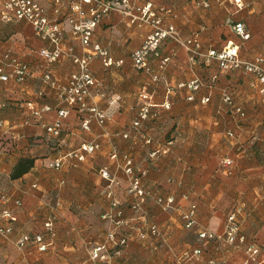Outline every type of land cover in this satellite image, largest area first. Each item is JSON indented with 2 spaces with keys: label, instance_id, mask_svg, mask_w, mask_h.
Masks as SVG:
<instances>
[{
  "label": "crops",
  "instance_id": "obj_1",
  "mask_svg": "<svg viewBox=\"0 0 264 264\" xmlns=\"http://www.w3.org/2000/svg\"><path fill=\"white\" fill-rule=\"evenodd\" d=\"M42 1L50 11L51 0ZM129 2L140 8L149 3L164 27L172 25L181 39L195 34L203 51L231 41L239 45L242 58L264 55V0H239L240 6L234 0H211L208 7L196 0ZM130 19L113 11L93 33V40L108 51V57L122 60L107 66L105 57L96 55L89 63L96 80L93 100L108 112L104 124L92 120L85 130L82 115L72 109L61 120L59 136L50 138L28 114L25 103L31 101L37 108L49 105L51 109L42 113V120L53 122L60 105L42 75L49 71L62 80L77 66L66 56L47 64L38 49L48 43L35 37L28 22L0 18V54L9 50L30 66L24 82L0 81V118L5 122L0 129V209L6 207L16 215L12 232L0 234V264H105L87 254V246L99 243L109 229L100 216L108 209L109 200L102 193L106 182L99 169L108 166L116 175L114 197L124 205L128 180L120 168L123 153L131 156L135 170L146 171L145 183L163 196L172 195L175 205L186 208L189 201L182 195L188 194L197 206L196 223L187 228L179 209L161 210L149 200L144 208L164 240L159 241L160 236L140 240L133 235L121 256L111 260L113 264H264L259 255L249 257L244 249L255 244L264 251V93L258 82L240 69H219L214 59L210 64L201 59L192 62L187 50L168 38L160 43L159 52L161 57L170 56L169 61L159 67V58L151 57L148 70L137 69L130 54L152 26ZM228 20L244 21L249 37L243 40L238 36ZM63 24V48L71 46L75 54H83L84 48L69 38L68 24ZM193 80L200 83L195 90L187 87ZM41 89L45 93L39 95ZM225 91L244 110L245 118L236 117L223 102ZM190 94L193 98L187 99ZM202 98L207 101L202 103ZM145 103L156 116L150 114L134 131L132 122ZM122 132L128 137L123 138ZM144 135L150 138L149 143L143 141ZM85 142L99 146L85 154L84 160L64 157L59 168L49 166L57 155ZM113 148L118 152L116 159L109 157ZM155 149L158 154L151 159L148 154ZM225 156L233 158L230 175L218 167ZM23 158H31L33 165L12 177ZM237 208L235 220L245 244L234 247L223 237H198L203 230L223 235L230 224L229 214ZM51 214L55 235L45 250L33 242L24 247L16 244L21 233L45 235L43 223ZM133 215L126 209L125 216ZM5 224L6 220L0 219V225ZM153 241H159L156 249H152ZM194 248H201V253L179 259L183 250Z\"/></svg>",
  "mask_w": 264,
  "mask_h": 264
},
{
  "label": "built area",
  "instance_id": "obj_2",
  "mask_svg": "<svg viewBox=\"0 0 264 264\" xmlns=\"http://www.w3.org/2000/svg\"><path fill=\"white\" fill-rule=\"evenodd\" d=\"M236 5L240 6L239 0H234ZM211 0H196V4L208 7ZM0 18L4 21L24 20L28 22L35 37L48 43L38 49L39 56L47 63H53L61 57H68L76 66L75 71L70 72L64 79H58L47 71L42 75V81L54 92L58 104L56 108V118L53 122L47 123L42 120V113L51 109L49 105H43L40 108L34 106L33 102L27 101L25 108L37 124L45 130L50 138L59 136L62 129V118L68 115L70 110H75L82 115L81 127L89 130L90 122L94 120L99 125H103L108 112L106 108L100 107L93 100V88L96 86V80L89 69V63L96 55L105 57L104 64L109 66L113 63L121 64L122 60L113 61L108 57V51L102 47L99 42L93 40V33L101 20L109 13L116 11L123 15L131 17V22L139 20L141 23H149L152 31L148 33L142 44L135 48L131 54L132 65L137 69L148 70L149 59L159 58V67H163L170 59V56H160L159 46L164 39H172L179 45L183 46L192 62L201 59L210 64L214 59L219 69L233 70L240 69L245 73L255 77L259 84V89L264 93V56L256 55L252 58H242L240 56V48L238 44L228 41L220 48H208L203 51L196 35L181 39L172 25L163 26L162 19L150 10V4L135 7L130 4L129 0H51V9L48 11L42 0H3L0 4ZM134 10L140 14L135 15ZM63 22L68 24L69 38L78 40L84 48V53L77 55L73 52L72 47L63 48V40L65 39V27ZM233 31L243 40L249 37L246 24L244 21H230ZM30 75V66L19 56L9 50H5L0 54V81L13 80L16 83L24 82ZM216 77V76H214ZM156 78V76H155ZM198 81H191L187 87L195 90L199 87ZM39 95L44 94L45 90H39ZM193 95L187 96L192 99ZM223 102L230 106L232 113L239 118H245V112L240 105L234 104L232 96L229 92H223ZM202 103L207 98L200 100ZM156 116V112L150 110V104H143L132 122V127L140 126L141 121L149 115ZM5 127L4 119L0 118V129ZM122 137H128L127 132H122ZM145 143L150 142V138L143 136ZM96 142H85L78 148L71 150L65 154L59 155L50 162L53 168H59L66 156H74L78 160H83L85 154L92 153L98 148ZM158 149L149 152L150 157H156ZM164 151V150H163ZM118 152L115 148L109 153V157L116 159ZM120 168L122 172L129 178L128 193L131 199L128 207L134 213L133 217L125 216L124 208L121 207L116 200L113 199L112 185L116 182V177L110 171L108 166H102L99 169V175L105 180L106 185L102 188V193L110 199L108 209L102 213L101 217L110 223L109 229L105 232L103 239L99 243L89 244L88 254L92 260H99L105 264H113L112 256H120L129 243L130 238L135 235L138 239L146 238L155 239L160 236L158 226L150 215L145 213L141 208L147 197H152L154 201L162 208H172L175 206V199L172 195L163 196L151 190L145 183L146 171L134 168L133 160L127 153L121 155ZM222 170L230 175L232 174L233 158L225 156L220 159ZM3 200L6 196L2 195ZM182 199L189 201L186 208L180 211V218L185 227H192L195 221L196 204L190 201L187 194L182 195ZM16 203L19 201L16 200ZM229 214V226L223 235L216 236L214 232L203 230L198 233V237L204 240H212L216 237H223L231 246L239 247L245 244V236L240 233L239 224L235 220V211ZM6 220L5 225H0V234L8 235L13 230V222L16 221V215L8 208L0 209V219ZM53 217L49 216L44 222V226L48 230H52ZM53 234V232H51ZM160 236L159 241H163ZM159 241H153L152 249H156ZM33 242L38 249L43 251L51 243V238L44 239L41 234L21 233L16 239V244L23 247ZM245 252L249 257L259 255L260 262H264V251H261L255 244L245 245ZM201 248L185 249L179 259H189L194 255H199Z\"/></svg>",
  "mask_w": 264,
  "mask_h": 264
},
{
  "label": "rangeland",
  "instance_id": "obj_3",
  "mask_svg": "<svg viewBox=\"0 0 264 264\" xmlns=\"http://www.w3.org/2000/svg\"><path fill=\"white\" fill-rule=\"evenodd\" d=\"M261 55V54H260ZM264 56V55H263ZM230 93V92H229ZM231 94V93H230ZM232 96V95H231ZM233 100V99H232ZM233 103L234 104H237V103H235L234 101H233ZM238 105V104H237ZM236 116V115H235ZM236 117H238V116H236ZM239 118V117H238ZM239 119H242V118H239ZM132 130H134L135 131V128H133L132 127ZM122 134V133H121ZM53 140V139H52ZM74 150V149H73ZM72 150V151H73ZM70 152V151H69ZM59 155H57L55 158H57ZM66 157H74V156H66ZM55 158H53V159H55ZM76 158V157H75ZM151 159H156V157H150ZM77 159V158H76ZM78 160V159H77ZM84 160V159H83ZM220 161L221 160H219V162H218V167L221 169L222 168V166L220 165ZM49 166L50 167H52L50 164H49ZM53 168V167H52ZM125 175V174H124ZM126 176V175H125ZM115 177H116V175H115ZM126 178H127V180H128V186H129V178L126 176ZM168 180L170 181L171 180V177H169L168 178ZM118 184V180H117V178H116V182L112 185V192H113V199L115 200V197H114V191H113V186H115V185H117ZM151 190H153L152 188H151V186L150 185H148V183L146 184ZM127 189H128V187H127ZM127 189H126V192H127V195H128V201L124 204V205H122V204H120V203H118L121 207H123L124 208V212H126V209H128V210H130L131 211V209L128 207V202H129V200L131 199V197H130V195H129V193H128V191H127ZM152 193H154V190L153 191H151ZM155 192L157 193V194H159V195H161L159 192H157L156 190H155ZM184 195V194H183ZM188 195V194H187ZM102 197H103V195H101ZM104 198V197H103ZM189 198V197H188ZM106 199V198H105ZM109 200V205H110V199H108ZM149 200H151V201H153L157 206H159L155 201H154V199L152 198V197H147L146 199H145V201H144V203L141 205V209L145 212V213H147L148 215H150L151 217H152V215L151 214H149L147 211H146V209L144 208V204L147 202V201H149ZM117 201V200H116ZM106 202H107V200H106ZM118 202V201H117ZM176 204V203H175ZM159 208L161 209V210H168V209H175V208H177V209H179L180 211H181V207L180 206H177V205H175L174 207H172V208H167V209H162L160 206H159ZM72 211V210H71ZM132 212V211H131ZM103 213V212H102ZM102 213H100V216L102 215ZM49 216H51V217H53V223H54V215H49ZM48 216V217H49ZM47 217V218H48ZM47 218H46V220H47ZM102 218V217H101ZM103 219V218H102ZM45 220V221H46ZM104 220V219H103ZM44 221V222H45ZM105 221H107V220H105ZM108 222V221H107ZM52 223V230H48L45 226V230H46V233H45V235H42L43 236V238L44 239H47V238H45V237H50L51 238V241H53V237H54V235H55V233H54V230H53V224ZM109 223V222H108ZM44 224V223H43ZM184 225V224H183ZM111 225H110V223H109V227H110ZM51 232H53V234H51ZM52 243V242H51ZM26 246V245H25ZM24 247V246H23ZM88 247V246H87ZM87 251H88V248H87ZM88 254V253H87ZM121 256V255H120ZM120 256H112L111 257V260L112 259H114V258H116V257H120Z\"/></svg>",
  "mask_w": 264,
  "mask_h": 264
},
{
  "label": "trees",
  "instance_id": "obj_4",
  "mask_svg": "<svg viewBox=\"0 0 264 264\" xmlns=\"http://www.w3.org/2000/svg\"><path fill=\"white\" fill-rule=\"evenodd\" d=\"M33 165V160L31 158H23L18 161L15 165L14 170L11 173L12 177H17L24 172H26Z\"/></svg>",
  "mask_w": 264,
  "mask_h": 264
}]
</instances>
